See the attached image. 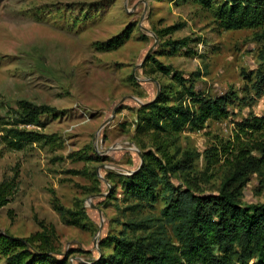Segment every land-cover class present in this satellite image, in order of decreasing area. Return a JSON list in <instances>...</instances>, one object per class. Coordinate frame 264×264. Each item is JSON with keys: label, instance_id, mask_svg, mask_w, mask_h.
I'll return each instance as SVG.
<instances>
[{"label": "rangeland", "instance_id": "obj_1", "mask_svg": "<svg viewBox=\"0 0 264 264\" xmlns=\"http://www.w3.org/2000/svg\"><path fill=\"white\" fill-rule=\"evenodd\" d=\"M38 7L44 15L36 14ZM57 8L64 11L54 13ZM129 25L119 48L95 50L93 43ZM254 36L249 29L218 28L189 0H0V184L9 186L0 231L29 237L47 230L70 264L98 259L101 240L117 233L160 236V223L147 230L127 226L160 203L150 210L136 207L133 197L121 202L119 187L115 200H107L111 184L138 171L143 151L172 136L148 131L136 139L138 110L162 93L166 105L201 117L202 98L237 95L228 114L185 123L169 141L171 155L180 147L176 159L185 151L197 155L189 178L200 192H214L236 158L256 157L255 148L264 147V94L249 91L264 48ZM181 39L186 46L174 52L165 44ZM23 101L60 114L41 116L40 125H15ZM253 118L262 119L259 126L250 125ZM15 127L44 138L13 150L7 137ZM94 154L103 157L100 163L90 160ZM241 191L243 203L264 202V176L248 174ZM54 205L65 210L63 217Z\"/></svg>", "mask_w": 264, "mask_h": 264}, {"label": "trees", "instance_id": "obj_2", "mask_svg": "<svg viewBox=\"0 0 264 264\" xmlns=\"http://www.w3.org/2000/svg\"><path fill=\"white\" fill-rule=\"evenodd\" d=\"M189 1L207 11L218 28L225 31L249 29L254 32L256 41L264 42V0ZM100 9H104V5H100ZM35 11L37 15L45 14L43 8L38 7ZM63 11L64 8H57L54 13ZM87 13L85 11V15ZM129 28L130 25L104 42L93 43V47L99 52L119 48L129 38ZM154 34L159 37L162 33L155 31ZM186 42L181 39L166 41L165 44L174 52L185 47ZM260 62L262 65L254 73L255 80L249 87L257 98L264 94V48ZM175 78L185 85L180 74L175 73ZM189 93L193 96L192 92ZM229 95L202 98L199 107L201 117H195L187 109L166 105L162 93L139 108L136 139L139 133L148 131H153L156 138L157 133L172 136L159 141V145L154 144L153 149L143 151L138 171L130 177H119L121 185L111 184L107 200H115V191L119 187L123 194L121 202L133 197L137 201L136 207L147 205L150 210H155L154 206L160 203L161 207L153 214L148 213L143 220L127 226L147 230L160 223L156 233L161 235L149 233L135 239L123 233L108 236L99 243L100 257L88 264H264V202L243 203L241 199V188L247 175L258 172L264 176V147L255 148L259 150L256 157L245 155V158L243 155L236 158L215 191L208 193L200 192L197 184L189 178L197 155L185 151L178 160L179 146L175 154L168 151L170 139L177 138L176 134L185 123L195 126L197 121H205L209 116L218 118L228 114L226 106L238 100L236 94ZM58 114L59 111L53 107L23 101L14 111L15 125H40L41 116L55 117ZM260 122L262 119L253 118L250 125L257 127ZM8 132L7 144L17 151L44 138L17 127ZM90 158L100 163L103 157L94 154ZM179 173L187 176L178 177ZM92 174L97 180L95 172ZM173 178L179 183H174ZM8 190V184H0V206L5 205ZM54 208L63 217L61 212L65 210L58 205ZM163 227L169 228L171 237L160 231ZM52 239L57 240L55 235L47 234V230L29 237H15L0 231V264H70V254L60 252Z\"/></svg>", "mask_w": 264, "mask_h": 264}, {"label": "water", "instance_id": "obj_3", "mask_svg": "<svg viewBox=\"0 0 264 264\" xmlns=\"http://www.w3.org/2000/svg\"><path fill=\"white\" fill-rule=\"evenodd\" d=\"M139 157L141 158V155H139Z\"/></svg>", "mask_w": 264, "mask_h": 264}]
</instances>
